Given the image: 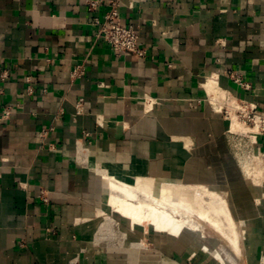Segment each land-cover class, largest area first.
<instances>
[{
    "label": "crops",
    "instance_id": "obj_1",
    "mask_svg": "<svg viewBox=\"0 0 264 264\" xmlns=\"http://www.w3.org/2000/svg\"><path fill=\"white\" fill-rule=\"evenodd\" d=\"M86 2L0 0V264H212L190 236L114 217L105 177L205 188L240 228L245 264H264V182L221 112L227 99L264 115V0H120L142 57L96 40L107 7ZM253 143L262 170L264 135Z\"/></svg>",
    "mask_w": 264,
    "mask_h": 264
},
{
    "label": "bare ground",
    "instance_id": "obj_2",
    "mask_svg": "<svg viewBox=\"0 0 264 264\" xmlns=\"http://www.w3.org/2000/svg\"><path fill=\"white\" fill-rule=\"evenodd\" d=\"M208 93L215 102L216 90L212 85L208 87ZM241 124L235 116L232 117V131L238 130ZM250 131L252 133V129ZM255 171L257 176L263 173L259 166L255 168ZM250 176L248 174L249 178ZM103 181L107 191L105 205H109L114 212L127 219L130 225L134 227L138 225L144 230L150 227L156 233L170 236L188 235L190 236L189 250L192 255L198 252L211 254L219 264H224V259L220 255L222 251L217 252L213 241L208 239L200 227L188 221L189 215L195 213L205 222V226L213 228V231L220 233V236L222 234V237L224 236L232 245L231 247L229 244L231 248L239 250L238 232L228 214L226 204L220 197L208 192L205 188L162 183L158 184V191L155 192V181L149 179H137L132 185L109 177H105Z\"/></svg>",
    "mask_w": 264,
    "mask_h": 264
},
{
    "label": "built area",
    "instance_id": "obj_3",
    "mask_svg": "<svg viewBox=\"0 0 264 264\" xmlns=\"http://www.w3.org/2000/svg\"><path fill=\"white\" fill-rule=\"evenodd\" d=\"M105 4L107 9L104 12L102 20L97 18L91 19V23L96 26L95 39L104 41L109 47L118 54H127L135 57H142L143 51L138 47V33L133 26H124L120 23L118 9L120 7V0H87L86 6L88 11H94L100 4ZM83 70L80 66L74 67L70 73L71 78L80 77ZM225 75L239 88L248 90L249 85L245 83L242 76L238 72L228 71ZM1 78H5V74H1ZM235 102L238 106L237 110L244 113L246 122L253 124L256 129H260L259 135H264V115H259L253 105ZM82 99L75 104L76 114L82 112ZM7 112L0 116L3 119L7 116ZM52 127L42 129L39 133L41 140H44L47 134L52 131ZM262 133V134H261ZM38 198L42 203H47L46 195L43 191H39Z\"/></svg>",
    "mask_w": 264,
    "mask_h": 264
},
{
    "label": "rangeland",
    "instance_id": "obj_4",
    "mask_svg": "<svg viewBox=\"0 0 264 264\" xmlns=\"http://www.w3.org/2000/svg\"><path fill=\"white\" fill-rule=\"evenodd\" d=\"M235 107H238L235 102H232L230 100L227 101V99L222 101L221 112L223 113V116H225L228 119L229 124H230L229 119L230 118L232 119L233 116H235L237 118V120L240 124L242 123L241 127L238 130L232 131L229 134V141H230L231 149H232L235 157L238 159L241 166L247 165L249 167V169H251V168L255 169L256 167L260 166L259 165L260 162L258 159H255L257 156L253 153V146H254L253 142L255 140V137L259 135L258 133H260V129H256L253 124L246 122V116L244 115V113L237 110ZM251 129H252V133L250 131ZM255 162H256V165H255ZM261 166H262V172L263 173L258 178L257 183L264 182V168H263L262 161H261ZM154 191L157 192V190H154ZM113 216L118 218V219L120 218L122 221H124L127 224L129 222V221L125 220L123 217H121L120 215H117L116 213L113 214ZM188 221L190 223H193L195 226L200 227V229L208 237V239L211 240V242L213 241L212 243L215 247V250L217 249L216 250L217 252L220 253L222 251V253H220V255L224 259V264H245L243 258L241 257L240 249L238 251H236V250H234V248H231L232 245L229 242H227L228 240L224 236L222 237V234L220 236V233H218V232L216 233V231H213L214 230L213 228H210L207 225L205 226V222L202 219H200L195 213H191L189 215ZM130 228H132V227H130ZM135 228H139L140 230H142V228H140V227H133L132 229H135ZM149 229H150V231H153L150 227H149ZM235 229L238 232L237 236H238V248H239L240 247L239 246L240 228L237 226V224L235 225ZM162 235H166V234H162ZM187 236L188 235H186L185 237H187ZM214 242H215V244H214ZM229 244L231 245V247ZM226 255H228V257ZM205 256L209 257V258H205V260L212 259L211 255L210 256L205 255ZM227 260H228V262H227ZM209 261L212 264H219V262L214 260V259L209 260Z\"/></svg>",
    "mask_w": 264,
    "mask_h": 264
}]
</instances>
